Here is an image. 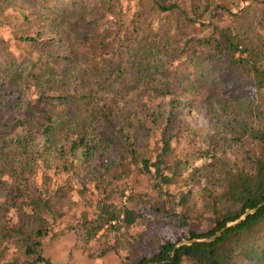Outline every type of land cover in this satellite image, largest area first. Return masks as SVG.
I'll list each match as a JSON object with an SVG mask.
<instances>
[{"label": "trees", "instance_id": "obj_1", "mask_svg": "<svg viewBox=\"0 0 264 264\" xmlns=\"http://www.w3.org/2000/svg\"><path fill=\"white\" fill-rule=\"evenodd\" d=\"M262 202L264 0H0V264H264V204L174 249Z\"/></svg>", "mask_w": 264, "mask_h": 264}, {"label": "rangeland", "instance_id": "obj_2", "mask_svg": "<svg viewBox=\"0 0 264 264\" xmlns=\"http://www.w3.org/2000/svg\"><path fill=\"white\" fill-rule=\"evenodd\" d=\"M188 114L191 118V124L198 128L209 129L207 118L203 114H194L191 111H189ZM131 180H134L133 183L130 181L134 191L152 193L148 191L145 181L134 177ZM126 193H128V191H126ZM196 198H198V196H196ZM196 202V208H200L201 203L199 204V201ZM63 220H65V218ZM137 225H139V227H136V229L123 230L118 235L117 239L120 244L119 253L109 252L100 258H91L88 256V252L84 251L76 242L73 234L59 232L56 235L45 238L42 255L44 259L52 264H126L124 257L129 256V259H133L135 256L133 249L130 248L127 241L128 234L134 233L138 228V230H140L139 232L146 237L144 239V246H155V243L158 241V235L162 233L161 230L158 231L159 228L156 227L155 222L146 224L141 221L137 223Z\"/></svg>", "mask_w": 264, "mask_h": 264}, {"label": "water", "instance_id": "obj_3", "mask_svg": "<svg viewBox=\"0 0 264 264\" xmlns=\"http://www.w3.org/2000/svg\"><path fill=\"white\" fill-rule=\"evenodd\" d=\"M264 204V202H262L261 204L257 205L254 208H248L244 211V213L242 215H240L237 219H235L234 221L228 222L225 224V226H223L221 229L215 231L212 235L205 237V238H201V239H182L179 242H177L175 244L174 249L180 247L181 245L184 244H192L194 242H213L215 241L218 237L221 236V234L228 229L229 227L235 226L239 223H241L242 221H244L247 216L254 214L258 211V209ZM33 264H47L45 261L41 260V261H37ZM145 264H156V263H152V262H148Z\"/></svg>", "mask_w": 264, "mask_h": 264}]
</instances>
